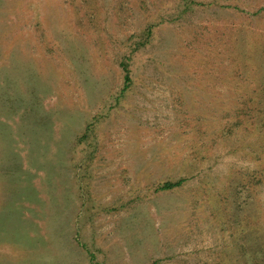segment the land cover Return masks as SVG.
I'll return each instance as SVG.
<instances>
[{"label":"rangeland","instance_id":"374dc122","mask_svg":"<svg viewBox=\"0 0 264 264\" xmlns=\"http://www.w3.org/2000/svg\"><path fill=\"white\" fill-rule=\"evenodd\" d=\"M0 264H264V0H0Z\"/></svg>","mask_w":264,"mask_h":264},{"label":"trees","instance_id":"16d2710c","mask_svg":"<svg viewBox=\"0 0 264 264\" xmlns=\"http://www.w3.org/2000/svg\"><path fill=\"white\" fill-rule=\"evenodd\" d=\"M122 65H123L124 70L126 71L125 78H126L127 85H128L131 81L130 73H129V65L127 62H123ZM85 135H86V133L83 134V136H85ZM182 181L183 180H178L175 182L174 181L165 182L162 186H160V189L161 190H168V189H173V188L179 187L182 184Z\"/></svg>","mask_w":264,"mask_h":264}]
</instances>
